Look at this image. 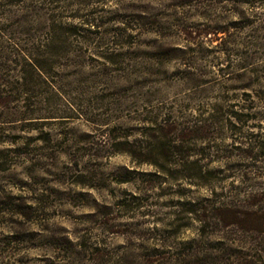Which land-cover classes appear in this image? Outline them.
<instances>
[{"label": "rangeland", "instance_id": "rangeland-1", "mask_svg": "<svg viewBox=\"0 0 264 264\" xmlns=\"http://www.w3.org/2000/svg\"><path fill=\"white\" fill-rule=\"evenodd\" d=\"M0 264H264V0H0Z\"/></svg>", "mask_w": 264, "mask_h": 264}]
</instances>
